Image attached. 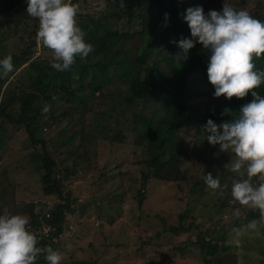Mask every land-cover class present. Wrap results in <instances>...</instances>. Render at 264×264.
Segmentation results:
<instances>
[{"label": "trees", "instance_id": "trees-1", "mask_svg": "<svg viewBox=\"0 0 264 264\" xmlns=\"http://www.w3.org/2000/svg\"><path fill=\"white\" fill-rule=\"evenodd\" d=\"M85 1L90 0H71V3L79 6L77 26L85 33V40L94 47V51L86 59L77 57L69 70L59 72L51 67V52L37 44L39 21L28 15L27 0H0V13L6 14L13 23L23 45L19 54L12 55L13 72L8 76H0V152L13 135L10 131L26 132L28 144L33 149L30 153L34 165L33 172L40 175L41 199H49L51 196L57 198V202L48 211L49 217L46 220L52 231L48 238L37 243V247L42 251L36 264H47L45 256L48 247L54 251L58 248L59 238L64 233L67 221L66 216L74 212L73 205L77 200L65 186L74 182V176L77 174L76 163L66 164V157L58 164L47 148V143L40 137L46 129L66 120L67 124L58 133L62 144L68 146L79 138L77 146H83L86 129L80 118L75 117L73 108L86 104L89 95L92 100L97 101L105 98V93L101 91L102 82H99L98 77L101 75L108 79L106 70L110 67H114L121 85V98L125 108H131L138 102H154L153 112L159 115L154 127L163 131L160 135L159 150L154 152V148L148 144L138 145L142 150L139 163L144 160V149H152L156 154L150 159L155 168L141 171L140 188L136 190L135 195L138 205L141 206L149 198L146 185L150 178L166 183L185 181L183 166L187 159L193 158L221 171V189L218 193H221L223 198L218 199L219 205H214L217 209L216 217H222L229 208V202L233 201L231 188L227 189L223 182L224 175L228 174L223 163L230 156L221 152L218 145H210L202 130L209 119L217 124L231 120V116L221 115L223 110L227 108L233 113L238 112L248 103L251 94L244 99L233 98L231 101L224 97L217 99L214 96V87L209 82L205 109L195 124V116L191 114L193 106H190L186 94L187 76L190 72L200 69L208 81L207 66L210 53L196 43L187 60L178 59L177 54L182 51L178 47L179 41L192 39L189 25L183 19L188 8L202 7L207 16L211 10L222 12L225 3L236 11L245 10L246 0H123V4L121 0H93L99 3L94 8L89 6L87 11H82L80 3ZM248 12L254 18L264 21V7L261 2L255 3L254 8ZM165 14H168V20H165ZM132 41H138L133 50L129 46ZM158 56H161V59L157 61ZM4 58L0 57V60ZM254 62L256 70L264 71V58ZM256 91L264 96V85ZM96 92L100 99L94 98ZM45 105H51L47 113H43ZM56 106H64L66 109L61 113L54 112ZM114 114L123 115L122 112ZM134 118L139 129L148 121L141 115ZM124 120L127 123V117ZM187 124L195 129L194 146L189 155L183 147L178 146L177 141L174 142L176 134L182 133ZM117 127H113L110 142L127 147L124 143L127 138L124 128L127 127ZM101 128L107 132L101 126L94 127V130L100 131ZM170 150L181 151L172 162L167 161L165 165L160 166L163 160L161 155L171 152ZM204 184L203 181L202 185ZM3 196L4 190L0 191V212L4 206ZM88 202L80 208L82 214L86 212L85 206ZM234 204L240 213L244 210L238 203ZM33 206V202L20 205L22 212H25L29 219L28 230L34 234L36 219ZM189 214L190 210L183 211L178 216L177 224L164 226L162 232L155 235L157 238L161 234L186 237L184 241L172 246V254L165 253L166 264H172L177 258H191L194 252L200 254L203 264H214L215 260L220 263V255L227 254L230 249L232 251L226 244V237L219 238L216 231L212 236L214 230L204 231L198 225L193 226L195 223L185 225L184 221L191 217ZM241 217L231 223L230 231L248 227L251 221L260 219L259 211L253 209L245 210ZM209 218L211 220L212 217ZM193 229L196 231L191 233ZM192 235L195 240L190 237Z\"/></svg>", "mask_w": 264, "mask_h": 264}, {"label": "rangeland", "instance_id": "rangeland-1", "mask_svg": "<svg viewBox=\"0 0 264 264\" xmlns=\"http://www.w3.org/2000/svg\"><path fill=\"white\" fill-rule=\"evenodd\" d=\"M246 2L244 11L247 12L257 2H261L264 7V0ZM98 3L93 0L80 3L81 10L85 11L89 6L94 8ZM137 43L138 41L130 42L132 50ZM22 49L18 31L7 15L0 13V57L17 55ZM160 59L161 56H158L157 61ZM106 72L108 79L101 75L98 77L99 82H102L101 91L105 93V98L100 99L96 92L94 98L100 100H92L89 95L86 104L73 108L75 117L80 118L86 129L83 146H77L79 138L68 146L62 144L58 133L67 124L66 120L46 129L40 137L47 143V148L58 164L66 157V164L76 163L74 182L65 185L77 199L73 205L75 210L72 214H67L64 233L55 250L62 254V264H166L165 253L172 254V246L184 241L186 237L161 234L157 238L155 235L162 232L164 226L177 224L179 214L185 210H190L189 215L192 217L184 221L185 225L195 223L193 226L198 225L204 231L214 230L212 236L216 231L219 238L226 237V244L232 248L227 254L220 255V263L215 260L214 264H264V226L258 229L259 235L251 234L248 227L230 231L231 223L241 219L245 210L251 209L243 207V214L239 211L236 215L238 208L234 201L229 202V208L222 217H216L217 209L214 205L217 206L218 199L223 198V195L218 190L214 193L205 184L202 185V182L208 173L219 177L221 181V171L205 162L187 159L182 169L185 181L166 183L150 178L146 185L149 198L147 195L148 199L141 206L138 205L135 195L140 188L141 171L155 168L150 159L160 149V135L163 131L154 127L159 117L153 112L155 103L138 102L131 108H125L121 98L122 88L114 67ZM187 88L186 94L190 106H193L191 114L195 116L196 124L205 109L209 80L204 78L200 69L192 71L187 76ZM251 98L249 97L248 103L253 100L252 96ZM65 109L64 106H56L54 112L61 113ZM116 112H122L123 115H115ZM137 115L147 118L146 127L139 129L134 118ZM125 117L128 119L127 123ZM93 126H101L107 132L102 128L100 131L94 130ZM117 126L127 127L124 128L127 137L124 143L127 147L110 142L113 127ZM182 131L176 134L178 140L176 138L174 142L177 141L178 146L183 147L189 155L194 146L195 129L187 124ZM10 134H13L10 141L0 152V191L4 190V206L0 214L7 212L26 216L20 205L39 203L38 200L42 197L40 175L33 172L34 165L30 155L33 149L28 144L27 133L23 130L14 133L12 130ZM142 143L152 146L154 152L152 149H144V160L139 163L142 150L138 145ZM170 151L161 155L163 160L160 166L167 161L172 162L181 150ZM225 154L230 158L223 163L228 172L224 175L223 182L230 189L233 181L246 177L225 167L233 158L231 153ZM258 183L256 179L253 180L254 185ZM87 201V210L82 214L80 208ZM209 217H212L211 220ZM195 231L193 229L191 233ZM190 237L195 240L194 235ZM200 258V254L194 252L191 258H177L172 264H203L204 261Z\"/></svg>", "mask_w": 264, "mask_h": 264}, {"label": "clouds", "instance_id": "clouds-1", "mask_svg": "<svg viewBox=\"0 0 264 264\" xmlns=\"http://www.w3.org/2000/svg\"><path fill=\"white\" fill-rule=\"evenodd\" d=\"M27 4L28 15L39 21L37 44L51 52L53 69L65 72L77 57L86 59L94 51L77 26L79 6L71 0H27ZM168 19L165 14V20ZM183 19L192 39L179 41L182 51L177 58L187 60L190 50L199 43L210 53L207 75L215 98L231 101L249 94L253 97L236 113L223 110L221 115L231 116V120L217 124L209 119L202 131L210 145H218L221 152L233 155L225 167L246 177L233 181L231 196L240 206L259 211V221L248 225L251 234L259 235L258 229L264 226V96L256 90L264 85V71L256 70L254 61L264 58V21L247 11H236L227 3L222 12L211 10L207 16L202 7L188 8ZM13 70L11 55L0 60V76H8ZM50 108L51 105H45L43 113ZM254 179L259 181L258 185L253 184ZM204 183L214 193L221 189L219 177L212 173L204 177ZM235 214H239V209ZM28 225L26 216L7 212L0 215V264H36L42 249L37 247V238ZM46 252L47 264H62L60 252L51 247Z\"/></svg>", "mask_w": 264, "mask_h": 264}, {"label": "built area", "instance_id": "built-area-1", "mask_svg": "<svg viewBox=\"0 0 264 264\" xmlns=\"http://www.w3.org/2000/svg\"><path fill=\"white\" fill-rule=\"evenodd\" d=\"M38 201L39 203L33 202V208L36 219L34 235L39 242L48 238L50 231H52V229L49 228V225H47L46 220L49 217L48 211L53 207V204L57 202V198L51 196L49 199H39ZM28 229H30V226H28Z\"/></svg>", "mask_w": 264, "mask_h": 264}]
</instances>
